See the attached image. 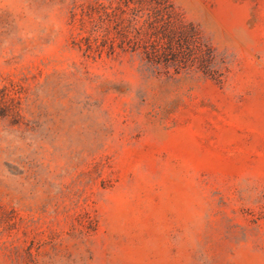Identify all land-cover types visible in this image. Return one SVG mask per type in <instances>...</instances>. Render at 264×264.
<instances>
[{"label":"rangeland","instance_id":"1","mask_svg":"<svg viewBox=\"0 0 264 264\" xmlns=\"http://www.w3.org/2000/svg\"><path fill=\"white\" fill-rule=\"evenodd\" d=\"M0 264H264V0H0Z\"/></svg>","mask_w":264,"mask_h":264}]
</instances>
